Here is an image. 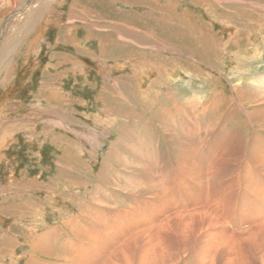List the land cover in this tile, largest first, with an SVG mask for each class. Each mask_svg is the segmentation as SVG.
Returning a JSON list of instances; mask_svg holds the SVG:
<instances>
[{"label":"rangeland","instance_id":"1","mask_svg":"<svg viewBox=\"0 0 264 264\" xmlns=\"http://www.w3.org/2000/svg\"><path fill=\"white\" fill-rule=\"evenodd\" d=\"M158 2L170 9L158 12L149 0H0L4 35L0 36V264H28L31 257L69 264L57 255L39 253L33 244L47 233L49 240L69 234L70 242L76 229L83 230L72 243L89 250L88 264H109L116 247L130 242L129 255L134 259L149 253L166 262L173 259L167 255L170 241L176 252L187 250L175 264H264V254L257 251L264 253V229L245 241L215 240L212 245L198 243L188 221H172L159 232L157 222L153 235L129 240L150 229L142 224L153 221L146 220L152 195L131 194L126 186L144 185L147 173L151 179L160 175L161 180L168 171L174 180V166L185 154L180 146L189 134L202 141L195 160L209 166L224 154L249 155L250 141L258 135L264 143V129L251 121L250 114L257 108L264 112V103L242 104L236 93L244 86L264 87V0ZM98 36L105 37V47L109 46L103 54ZM137 39L154 46L160 41L168 50L148 49V44L143 48ZM131 47L138 51L130 53ZM234 53L250 60H230ZM142 93L155 100L144 110L135 104V94ZM185 98L188 119L171 107L174 100ZM119 112L125 116H117ZM157 117L167 121V128L159 127ZM130 120L139 124L145 120L150 126L146 130L141 125L123 126ZM188 126H194L191 133L182 135L181 128ZM123 131L128 137L119 146L114 141ZM131 143L136 146L129 151ZM230 146L233 152L225 151ZM110 149L119 154L120 164L128 166L113 164ZM131 151L138 155L137 163ZM140 166L142 170L137 169ZM230 167L231 163H221L216 169L224 173ZM171 179L160 183L164 186ZM221 183H206V205H217L225 190ZM194 184L190 185L195 192ZM227 193L221 211L216 208L219 215H232L230 226L223 220L229 228H240L238 219L249 216L247 198L232 187ZM170 194L173 200V191ZM260 198L254 199L257 205ZM88 203L97 211L93 220L99 221V228L94 231L88 229L93 223L80 217L96 216L87 211ZM142 209L144 218L136 212ZM245 227L244 223L236 236L247 235ZM69 245L66 240V252Z\"/></svg>","mask_w":264,"mask_h":264},{"label":"bare ground","instance_id":"2","mask_svg":"<svg viewBox=\"0 0 264 264\" xmlns=\"http://www.w3.org/2000/svg\"><path fill=\"white\" fill-rule=\"evenodd\" d=\"M149 3H153V7L154 8H157L158 9V12L165 11V10H167L169 8L168 5L159 3L158 0H152V1L149 0ZM43 6H45V5H43ZM41 9H42L41 11L40 10H39V12L37 11L38 14H39V18L44 13L43 12L44 8H41ZM170 11H173V10H170ZM73 15H75V14H73ZM151 17L153 18V15H151ZM32 20H33V17H32ZM191 26L192 25L190 24V27ZM159 28L161 29V27H159ZM136 31H138V30H136ZM142 33L143 32H140V34H142ZM122 34H123V32H122ZM184 34H185V32H184ZM2 35H3V33H0V36L1 37L4 36V35L3 36ZM1 37H0V39H1ZM197 39H196V41H198ZM104 40L106 41V38L105 37H103V36H100L99 37V45H100V49H101L100 51H101L102 54L104 52H106V50H107V49H104V47H105V44H104L105 41ZM138 40H139L138 43H140V45L143 44V48H147L146 46H144L145 44L150 45V46H148V49L149 48L152 49V47L154 46L151 43H145L144 42L145 39L144 40L137 39V41ZM1 41H2V39H1ZM187 41H188V39H187ZM129 42H132V40H130ZM210 42H214V41L213 40H210ZM121 43L123 44V42H121ZM159 44H161V45H159ZM159 44L158 45L160 47H158L157 43H156V45L154 47H156V49H159V48L160 49H165L166 48L165 47V44L162 45V43H160V41H159ZM195 45H197V44H195ZM200 45H202V44H200ZM256 45H257V43H256ZM124 46H126V42H125ZM211 46H212V44H211ZM108 47H105V48H108ZM127 47H130V46L127 44ZM138 48H141V46L138 47ZM135 51H138V49H134V48L132 49V47L129 48V52L130 53L135 52ZM174 52H175V50H174ZM222 52H225L224 49H223ZM142 53L149 55L151 52L150 51H143ZM152 54H154V53H152ZM225 54H227V53H225ZM235 54L236 53L231 54L233 56L230 57V60L233 59V58H238L239 60H244L245 59V61H249L250 60L245 55H236V57H235ZM141 55H143V54H141ZM156 57H158V56H156ZM164 63H166V62L164 61ZM166 64H169L168 61H167ZM47 85H49V84H47ZM236 93H237V96H238L239 101L242 104H243V102H247L249 104H254V105L255 104L262 105L264 103V87H262V88H261V86L254 87V90H252V89H249L246 86H244V87H240V89H238L236 91ZM52 94L53 95H56V92H53ZM135 96L137 97L136 99L134 97V99L136 101L135 104L138 107L140 105L142 110H144V108L147 107L148 104H150L149 103L150 101H155L154 98H151V96H147L146 95V97H145L144 93H142L141 95H136L135 94ZM51 98H52V96H51ZM185 101H186V98H185V100H180V101H177V102H176V100H174L173 103L171 104V107L173 109L177 110L179 112V114H184L185 117H186V119H188V115H187L188 112H187L186 108L189 106V104H186ZM32 103H34V102H32ZM235 104H237V103H235ZM120 106H122V105H120ZM114 108H116V106ZM179 109H182V110H179ZM106 111H107V109H106ZM250 114H251V118H252L251 121L253 120L255 123H257L258 127H260L261 129H264V112H260L258 110V108H257L255 110H253ZM122 115L125 116L124 113L122 114L121 112H119L117 116H122ZM155 116H157V115L155 114ZM117 118L115 117V120L114 121H116ZM119 119H122V118H119ZM122 120H124V118ZM157 121H158L159 127L162 126L164 128H167V125L168 124H167V121H165V119H159V117H157ZM149 124L150 123H147L145 120H144V122H142L140 124H139L138 121L136 123H134V121L130 120V122L127 125L125 124L123 126H130V127L133 126L135 128L136 127L135 125H141L143 127V129L146 130V128L148 126H150ZM23 127H24V125H23ZM193 127L194 126H188L187 128L186 127L181 128V130L183 131V134L182 135H186V134L191 133V131L193 130ZM4 133L6 134V131ZM124 133H125V131H123V133L120 135V138L118 139V141L117 140L114 141L115 144H119V146H122V144L123 145L126 144V141H124V140H125V138L128 137V133H125V134ZM5 134H2V135H5ZM191 136H192V134H191ZM171 137H172V135H171ZM188 137H189L188 141L183 146H180V149L182 150V153H185V154H184L183 159H181V164H177L176 166H174V168H175L174 169V172H176V171L177 172H176V175L173 173V177L172 178L175 177V179L174 180L171 179V172L168 173V171H166V174H161V180H165V181L166 180H170V179L172 180V181L168 182L169 184H167V183H165L163 181L164 182L163 184H165L163 186L160 183L161 182L160 175H157V176H159L158 178L155 177V179L154 178L151 179V177L148 176L149 173H147V177L148 178H143V182L147 181V183H144V185H138L137 184L136 186H134V188H131L130 186H126L129 189V191H130L131 194H137V195L139 194L140 195V194L147 193L149 195H152V197L149 196L152 199L150 201L152 208H150V211H149L150 212V215L147 217L146 220L153 219V221L143 222V224H142V225L145 226V229H148V228H150V229L147 230L146 232H144V234H142V235H139V234L132 235L129 238V240L137 241L138 239H140L142 237H145V236L147 237V236L153 235V227H157L156 226L157 222H158V230H157V232H159L160 230H162L165 226H167L172 221L173 222L179 221L181 223H186L188 221L189 224H190V226H191V230H192V232H193V234H194L195 239L197 240V242L198 243L200 242L201 244H204V243H206L208 241L212 245H215V240H217V242L218 241H222V242L223 241H226V242H231V243L233 241H235V240L237 242L238 241H245L246 239L251 238L252 235H254L255 233L258 234L259 231H262V229H264V143L262 142V139L259 137V135H258V137H257V139L255 141H254V139H251L250 145H249L250 150L248 152L249 155L246 154L247 156H245V157H241L240 156L241 158H234V157L232 158V156H234L235 154L231 155L232 153L231 154L228 153L229 155H231L230 157L227 156L228 154H224V155L221 154L222 156L220 158H217L216 159L217 162L214 160V163H211L210 166L208 164L205 165V162L202 163L200 161H196L195 160V159H197V156L199 155V148H200V144L202 143V141L201 140L200 141H196L195 139H191L190 138V134L188 135ZM230 138H233V137H230ZM235 139H237V138H235ZM244 139H246V138H244ZM0 142H2V140ZM100 144L101 143H99V145ZM4 145H6V144H4ZM99 145H97V146H99ZM135 146L136 145L134 143H131L128 146V150L129 151H130V149L133 150ZM231 147H233V146L228 147V150H227V148H224V149H225V151H231V152H233V149L234 148L232 149ZM238 148H239V145L235 148V153L237 152V149ZM133 152H135V151H131L130 154H132L133 160L135 161V163H137L140 159H139L138 155L136 154V152H135V154ZM107 153H109V156L112 159L111 162L113 164L114 163H119V161H120V159H118L119 154H117L116 151H114L113 149H110V151L107 152ZM146 155H147V153L145 154V157H146ZM73 159H75V158H73ZM245 160L248 161V162L245 163L244 162ZM184 161H186L187 163L184 164ZM227 162H229V163H227ZM126 163H127V161H126ZM221 163H226V164H230L231 163L232 167H230L228 171H225L224 173H222V172L219 171V169L218 170L216 169V167L218 165H220ZM243 163L245 164V166L241 167V165ZM118 165L125 166V164H120V163ZM126 166H128V165H126ZM141 168H142V166L138 167L137 169L138 170H142ZM170 169H171V167H170ZM100 178H103V177H100ZM229 180H231V181H229ZM104 181H107V182L109 181L110 182V187L113 185V182L110 179H105ZM156 181L159 182V183H157ZM223 181H225V182H223ZM194 182H195V184H194ZM207 182L212 183V186L213 185L215 186L216 184L223 182V183H221L219 185H222L223 190L224 189L225 190L222 193L223 195H221V198L220 199H217V201H218V202H216V204L218 205V206L216 205L217 208H219V206L221 205V201H222V199H224L225 195L226 194L227 195L229 194V193H227L228 188H231L232 187V189H236V193L237 194L240 193L241 196H242V198H245V197L247 198V200H246V203L247 204L246 205H247V207H249V208H247V212H249V216H248V218L240 217L238 219V224H236V225H238L241 228V227L244 226V223H245L246 224V227H245L246 229H244V230L245 231L248 230L247 235L236 236V234L240 233L241 230H238L240 228H234V227L229 228L225 224L224 221H226L228 224L231 221L229 219V217L230 218L232 217V215H230V213H228V212L222 213L221 212L222 214L219 215L218 209L216 208L215 205H206L204 203V199H205L204 197L207 196V190H206V183ZM190 184H194L195 187H196V190L197 189L198 190L195 191V192L192 191L193 187ZM171 191H173L172 197H173V200L174 201L170 197V195H171L170 192ZM180 191L183 192V197H186V201H184V200H182L180 198L179 194H182ZM210 192H208V193H210ZM257 196L258 197H261L260 198V201L261 202L259 203V205H257V203L254 202V199ZM181 202H182V204H181ZM256 205H257V207H256ZM220 208H219V210L221 211ZM89 210H90V213H94L95 212L96 213V216L93 217L92 214H89L87 216H80V217H81L82 221H87L88 223H91V224L93 223L92 226L89 227L88 229H90L91 231H94V230H97V228H99V224H98L99 221L93 220L94 218L97 220V217H98L97 216V211H96V208L94 206H92L91 203L90 204L88 203V209H87V211H89ZM226 210L227 211L229 210V206L226 207ZM239 211H241V210H239ZM136 212L138 213V215L141 218H144V216L146 215V212L144 211V209H142L141 211H136ZM130 214H132V213H130ZM132 215H130V216H132ZM229 226H230V224H229ZM133 227H136V225H133ZM76 230L77 231H74V232H71L70 233L71 234V238L74 241H75L74 238L78 234H79V236H81L80 234H81V232H82L83 229H79V230L76 229ZM233 230H237V231H233ZM130 232H131V230H129L127 233H130ZM64 233H65V231H64ZM86 233H87V231H86ZM47 234H42L39 237V239L37 240V242H35L33 244V248L36 251H38L39 253H41L43 255H46L47 257H48V255L49 256L50 255H53V256L54 255H57L58 258H62V260L64 262L66 261L69 264H88L89 263L88 262L89 260H87V258H86L89 255V250L86 252V249L84 248V246L82 245V243H80L78 246H77L78 243H76L74 241L72 243V240L70 241L71 242L70 243L68 241V239H67V236H69V234H62L61 237L57 236V239L58 240L57 239L55 240L56 237L53 238L52 236H50V240H49V237H48ZM164 239L166 241L172 240L170 237H166ZM43 240H45L44 242L48 243L47 244L48 246H45L44 245ZM66 240H67V243L68 244H71V245H69L71 248H70V250L68 252H66ZM50 241H51V243H50ZM58 241H59V243H58ZM97 241H98V239H97ZM101 243L102 242H98V244H101ZM131 243L132 242H130V243L126 244V245H123V244L122 245H119V246L116 247V249H115V251L113 253L111 251L110 253H112V254L109 256V264H175V262L176 261H179L182 258V256H185V253L187 252V250H183L181 253L176 252V250H175L176 246L174 245V243H172V241H170V242H168L167 255L170 256V258H173V259H167V261L165 262V261H163L161 259L160 256L154 255V256H150L149 257V253H143L142 258L141 259L138 258V260H136V258L134 259V256L133 255H129L128 247L130 246ZM145 247L148 248V244L145 243ZM90 251H91V249H90ZM257 251L261 255L264 254L263 253V249H261V250H258L257 249ZM177 253H178V255L176 256ZM179 255H180V257H179ZM74 258H75V260H74ZM47 261H45V259L44 260H42V259L39 260V258L37 259V258L31 257L28 260V264H48ZM57 264H65V263L62 262V263H57Z\"/></svg>","mask_w":264,"mask_h":264}]
</instances>
